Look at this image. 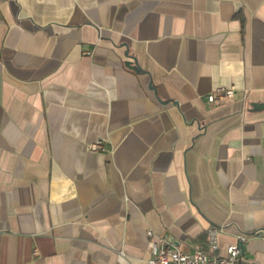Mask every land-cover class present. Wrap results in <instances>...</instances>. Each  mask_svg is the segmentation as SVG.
I'll use <instances>...</instances> for the list:
<instances>
[{
  "label": "crops",
  "instance_id": "obj_1",
  "mask_svg": "<svg viewBox=\"0 0 264 264\" xmlns=\"http://www.w3.org/2000/svg\"><path fill=\"white\" fill-rule=\"evenodd\" d=\"M211 226L264 264V0H0V264H148V229Z\"/></svg>",
  "mask_w": 264,
  "mask_h": 264
},
{
  "label": "built area",
  "instance_id": "obj_2",
  "mask_svg": "<svg viewBox=\"0 0 264 264\" xmlns=\"http://www.w3.org/2000/svg\"><path fill=\"white\" fill-rule=\"evenodd\" d=\"M234 89L231 86L219 85L205 94V100L210 104H216L224 99L231 98ZM103 142L98 139L90 144L91 150H104ZM218 228L211 226L208 228L209 250L202 247H195L189 250L180 249L173 246L166 234L154 233L147 230L148 247L150 257L148 264H237L241 257V247L238 242L229 243L223 253H216L218 249L217 240ZM239 239H244L240 236ZM36 252V251H34Z\"/></svg>",
  "mask_w": 264,
  "mask_h": 264
},
{
  "label": "trees",
  "instance_id": "obj_3",
  "mask_svg": "<svg viewBox=\"0 0 264 264\" xmlns=\"http://www.w3.org/2000/svg\"><path fill=\"white\" fill-rule=\"evenodd\" d=\"M202 248L205 249V250H209L208 244L206 246H202Z\"/></svg>",
  "mask_w": 264,
  "mask_h": 264
},
{
  "label": "water",
  "instance_id": "obj_4",
  "mask_svg": "<svg viewBox=\"0 0 264 264\" xmlns=\"http://www.w3.org/2000/svg\"><path fill=\"white\" fill-rule=\"evenodd\" d=\"M169 239L171 240L172 239V236H169ZM240 247H241V244H240Z\"/></svg>",
  "mask_w": 264,
  "mask_h": 264
}]
</instances>
